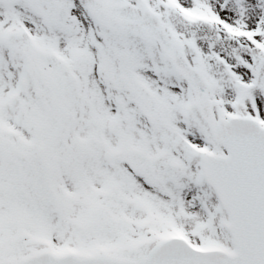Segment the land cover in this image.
Segmentation results:
<instances>
[{
    "label": "snow or ice",
    "instance_id": "obj_1",
    "mask_svg": "<svg viewBox=\"0 0 264 264\" xmlns=\"http://www.w3.org/2000/svg\"><path fill=\"white\" fill-rule=\"evenodd\" d=\"M0 264H264V0H0Z\"/></svg>",
    "mask_w": 264,
    "mask_h": 264
}]
</instances>
